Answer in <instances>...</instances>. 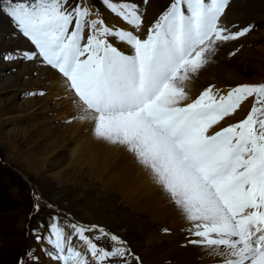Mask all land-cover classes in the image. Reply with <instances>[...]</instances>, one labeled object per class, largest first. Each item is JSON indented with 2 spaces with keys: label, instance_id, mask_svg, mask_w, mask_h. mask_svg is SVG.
<instances>
[{
  "label": "snow or ice",
  "instance_id": "obj_1",
  "mask_svg": "<svg viewBox=\"0 0 264 264\" xmlns=\"http://www.w3.org/2000/svg\"><path fill=\"white\" fill-rule=\"evenodd\" d=\"M102 3L121 25L91 0H0V11L34 46L23 58L63 79L94 138L129 152L161 187L189 243L213 264H264V83L197 89L213 57L252 26L228 22L232 0H169L147 25L134 0ZM246 101L245 118L225 126ZM65 224L71 234L53 215L32 233L53 264H142L105 228ZM25 257L17 264H40Z\"/></svg>",
  "mask_w": 264,
  "mask_h": 264
},
{
  "label": "rangeland",
  "instance_id": "obj_2",
  "mask_svg": "<svg viewBox=\"0 0 264 264\" xmlns=\"http://www.w3.org/2000/svg\"><path fill=\"white\" fill-rule=\"evenodd\" d=\"M94 1L101 3L100 8H106L102 0ZM152 1L147 0L145 3L144 0H134L145 13ZM156 1L161 8L160 12L169 4V0ZM228 11L234 13L232 18L238 19L236 22L232 20L231 24H237L239 28L252 26V31L247 37L240 40L250 41L249 48L253 50L251 57L254 58L249 59V66L244 57L230 65H240L241 73L253 81L255 68L261 65L264 67V0H238L237 3L232 0ZM98 12L106 14L108 11ZM8 17L0 11V166L4 167H0V264H17L19 254L26 259L25 253L29 251V245L35 248L36 239L33 237L32 241L31 236L33 230L38 229L39 219L26 227V236L20 232H9L14 228L15 219L20 213L25 212L23 216L26 221L32 220L36 214L35 204L43 206L39 211L41 213L54 211L62 214L63 220L68 224L75 223L68 219L69 214L87 223L95 222L120 237L131 246V250L140 258L142 264H148L144 252L149 248V235L159 225L152 223L148 216L132 211L127 203L122 202L121 198L117 199L111 191H104L90 173H81L79 168L72 165L70 152L64 149L59 155L51 157L50 161L46 162L49 164L46 169H29L27 156L21 152L28 150L31 157L44 155V147L52 140V137L44 136L45 131L64 126L66 122L73 123L74 120L64 121L51 113L39 114L36 117L21 116L17 113L24 110L35 98H44L49 91L46 84V88H43V84L38 83L40 71L31 67L33 61L23 58L24 53L31 52L34 46L17 30L14 31L13 21ZM223 49L224 47L221 51ZM9 56L15 59L6 60ZM235 56L227 54L225 58L231 60ZM215 59L216 56L213 57L214 61ZM50 107L47 106V109ZM6 140L13 144L15 150ZM61 172V178L54 177ZM43 231L46 232L47 228H43ZM67 231L71 234L70 228H67ZM163 246L165 245H154L150 249L158 250ZM40 249L41 245L37 244V252L41 254L33 251L39 256L40 264H53Z\"/></svg>",
  "mask_w": 264,
  "mask_h": 264
},
{
  "label": "bare ground",
  "instance_id": "obj_3",
  "mask_svg": "<svg viewBox=\"0 0 264 264\" xmlns=\"http://www.w3.org/2000/svg\"><path fill=\"white\" fill-rule=\"evenodd\" d=\"M152 2L147 8V12L143 11L146 25L149 20L155 18L160 12L159 9H161L156 0ZM100 11L103 10L100 9ZM109 12L102 14L106 23L110 26L121 25L122 21L115 15L112 16V13ZM233 15L232 11H228L227 16L230 24L238 20L234 17L232 18L231 16ZM249 42L246 39H242L223 46L224 49L220 50L216 55L214 63L203 73L197 89L200 90L208 84H215L226 94L232 87L240 84L262 83V80H264V67L262 65L255 68L253 81L248 80L241 73L240 65H230L235 63L237 59L244 57V61L249 66V59L254 58L251 57L253 50L249 48ZM237 48H239L238 51ZM233 51H236V56L233 59L231 58V60L226 59L225 56ZM31 67L40 71L38 83H42L43 88H46L44 85L46 84L49 94L44 98H35L24 110L17 113L26 117H36L39 114L47 115L51 113L54 117L61 120H74V122H66L64 126L45 131L44 136L52 137V140L44 147V155L31 157L32 155L28 150L21 152L22 155L27 156L29 169H46L49 165L46 162L50 161V158L54 155H59L60 151L66 149L67 152L71 153L72 165L79 168L81 173H90L94 181L104 188V191H111L117 199L121 198L122 202L127 203L132 211L139 213V215L148 216L152 223L159 225L149 235V248L144 252L146 263L213 264L212 259L202 247L189 243V240L193 239V237L188 234V225L166 197L161 187L151 179L149 173L137 160L129 152L109 147L94 138L92 123L79 119L80 109L74 103L72 93L66 89L63 79L39 61H33ZM47 106H51L50 109H47ZM249 106L250 103L246 101L245 105H242V110L238 111V114L245 111ZM238 114L231 119H237ZM1 118L2 114H0V128ZM7 143L11 144L14 149L12 143L9 141ZM62 174V172L57 173L54 177L57 179L61 178ZM160 244L165 246L158 250L150 249L151 246L156 245L158 247Z\"/></svg>",
  "mask_w": 264,
  "mask_h": 264
},
{
  "label": "trees",
  "instance_id": "obj_4",
  "mask_svg": "<svg viewBox=\"0 0 264 264\" xmlns=\"http://www.w3.org/2000/svg\"><path fill=\"white\" fill-rule=\"evenodd\" d=\"M1 167V166H0ZM3 169V167H1Z\"/></svg>",
  "mask_w": 264,
  "mask_h": 264
}]
</instances>
